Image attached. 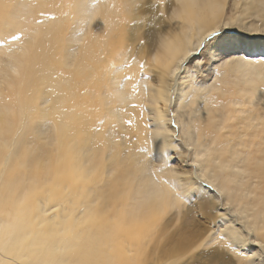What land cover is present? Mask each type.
I'll list each match as a JSON object with an SVG mask.
<instances>
[{
    "label": "bare ground",
    "instance_id": "bare-ground-1",
    "mask_svg": "<svg viewBox=\"0 0 264 264\" xmlns=\"http://www.w3.org/2000/svg\"><path fill=\"white\" fill-rule=\"evenodd\" d=\"M5 7L21 29L31 2ZM37 24L0 32V264H264V0Z\"/></svg>",
    "mask_w": 264,
    "mask_h": 264
},
{
    "label": "rangeland",
    "instance_id": "rangeland-1",
    "mask_svg": "<svg viewBox=\"0 0 264 264\" xmlns=\"http://www.w3.org/2000/svg\"><path fill=\"white\" fill-rule=\"evenodd\" d=\"M29 1L31 2L30 14H29L28 18L24 19L23 23L21 24V29H18L17 26H15L14 24L9 22V20L7 18L8 8L5 7L3 14L0 15V32H9L8 34L10 35V31L20 33L22 31H24V29H26V32L36 35V31L40 28V26L37 24V21L39 20L40 13H41V0H29ZM52 2L50 5H52ZM217 34L219 35V34H221V32H216L215 35L217 36ZM215 35L209 37L208 40L213 38ZM256 38L257 37H253V39H256ZM51 41H52V46L54 47V38H51ZM233 42L237 45L240 44V41H238L237 39ZM252 50H253V47H251V48L249 47L245 51L248 52V51H252ZM4 56H5V54L4 55H3V53H2V55L0 54V61H1V59H6V56L5 57ZM214 63H215V61H212V64H214ZM218 64H220V63L218 61H216L215 66H213L212 68L204 67L203 68L204 73L202 75L197 76L196 74H194V77H195L194 82H196L197 78H199V80H200L201 76H203L205 78V80H207L208 79L207 75H208L210 69L216 68V66ZM192 70H194L192 72L195 73L196 69H192ZM188 79H192V77H190ZM29 136L30 137H37V134L36 133H30ZM263 256L259 257L258 261L261 260L262 262H264Z\"/></svg>",
    "mask_w": 264,
    "mask_h": 264
}]
</instances>
